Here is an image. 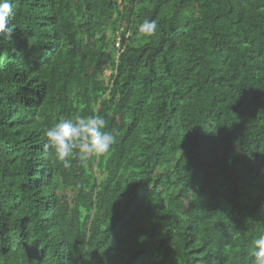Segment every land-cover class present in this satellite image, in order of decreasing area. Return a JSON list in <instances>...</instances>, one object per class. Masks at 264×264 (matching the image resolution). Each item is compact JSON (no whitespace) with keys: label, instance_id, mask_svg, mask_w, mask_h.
I'll list each match as a JSON object with an SVG mask.
<instances>
[{"label":"trees","instance_id":"16d2710c","mask_svg":"<svg viewBox=\"0 0 264 264\" xmlns=\"http://www.w3.org/2000/svg\"><path fill=\"white\" fill-rule=\"evenodd\" d=\"M13 8L0 36V264H252L264 0ZM144 19L155 34L138 31ZM77 113L119 135L64 169L44 130Z\"/></svg>","mask_w":264,"mask_h":264},{"label":"clouds","instance_id":"9594fccd","mask_svg":"<svg viewBox=\"0 0 264 264\" xmlns=\"http://www.w3.org/2000/svg\"><path fill=\"white\" fill-rule=\"evenodd\" d=\"M14 14L13 0H0V36L12 32L8 22ZM157 27L154 20L144 19L138 31L150 36L155 34ZM118 135V130L110 129L102 116L77 113L72 118L57 120L44 130V149L64 169H70L77 158L87 162L91 157L108 154L116 144ZM248 255L252 258V264H264V233L253 239Z\"/></svg>","mask_w":264,"mask_h":264},{"label":"rangeland","instance_id":"374dc122","mask_svg":"<svg viewBox=\"0 0 264 264\" xmlns=\"http://www.w3.org/2000/svg\"><path fill=\"white\" fill-rule=\"evenodd\" d=\"M109 75H110V73H109V72H107V74H106V75H105V77H104L105 81H108ZM69 196H71V194H70V193H69Z\"/></svg>","mask_w":264,"mask_h":264}]
</instances>
